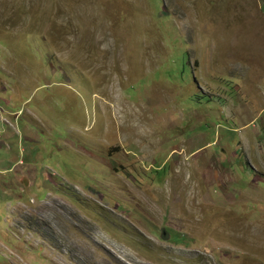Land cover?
Wrapping results in <instances>:
<instances>
[{"label":"rangeland","instance_id":"1","mask_svg":"<svg viewBox=\"0 0 264 264\" xmlns=\"http://www.w3.org/2000/svg\"><path fill=\"white\" fill-rule=\"evenodd\" d=\"M0 264H264V0H0Z\"/></svg>","mask_w":264,"mask_h":264},{"label":"trees","instance_id":"2","mask_svg":"<svg viewBox=\"0 0 264 264\" xmlns=\"http://www.w3.org/2000/svg\"><path fill=\"white\" fill-rule=\"evenodd\" d=\"M168 233L167 232H164V234H162V238L163 239H167L168 238ZM180 241V243L182 244L183 240H182V237L179 235V238L176 242ZM185 244V243H184Z\"/></svg>","mask_w":264,"mask_h":264},{"label":"clouds","instance_id":"3","mask_svg":"<svg viewBox=\"0 0 264 264\" xmlns=\"http://www.w3.org/2000/svg\"><path fill=\"white\" fill-rule=\"evenodd\" d=\"M162 234H164V233H162Z\"/></svg>","mask_w":264,"mask_h":264}]
</instances>
